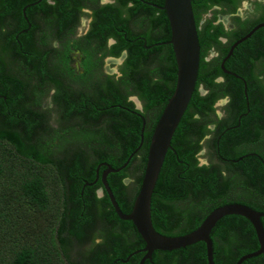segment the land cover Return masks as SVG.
Returning a JSON list of instances; mask_svg holds the SVG:
<instances>
[{"label":"trees","instance_id":"trees-1","mask_svg":"<svg viewBox=\"0 0 264 264\" xmlns=\"http://www.w3.org/2000/svg\"><path fill=\"white\" fill-rule=\"evenodd\" d=\"M34 1L37 0H0V84H2L0 95L5 96V100L0 97V113L3 112L5 117L4 125L2 124L0 127L2 129L0 130V264L111 263L110 254L100 248L96 250L97 252L93 256L86 257L82 263L75 259L74 256L77 257L81 251L79 247L83 246L82 240L84 238L82 239L80 234H66L67 222L70 219L73 220L75 215L69 212L65 202H61V196H63V200L66 196L61 193L63 188L69 185L67 184V179H69L75 182L71 190L73 195L75 193L78 195L80 188L93 180L98 162L105 161L112 168L117 169L129 159L127 166L114 174L116 179H112V177L109 179V184L114 197L122 201L120 202L121 205L124 204L125 207L123 208H130V205L122 200L120 195L130 188L136 191L140 186L148 145L143 143L138 150L137 148L140 144L142 128L144 139L148 131H145L146 126L144 129V119L132 113L136 111L128 97L129 95H136L146 106L144 112L157 110L156 118H159L167 100L172 95L176 81V67L172 51L165 44L169 39V30L167 29V36L160 32L163 27L167 28V23L162 12L140 0H117V11L115 12L117 27L127 28L128 32L129 21L132 24L140 22L141 26L139 24V27L144 26L145 29L142 28L145 32L149 33L148 31L155 29L154 32H159L162 35H157L155 39H152L151 44L165 43L151 46L150 50H147L146 46L144 48L141 42L136 47H132L127 44V39L131 38L127 35V39L122 36L120 38L125 43L121 41L107 49L104 42L106 40L105 35H101L100 30H97L96 33L100 37L96 36L99 42L98 51L102 56L98 60L86 56V49L92 42V36L80 40L79 42L84 43L85 47L83 51L85 58L80 64L81 75L75 74L76 72L74 73L71 68L69 69L70 60L67 58L62 63L56 59L53 67L50 66L45 53L38 57L36 55V61L31 65L26 62L19 63L14 67V48L8 44L14 40V34L22 27V24L18 26V29L16 27L22 19V8L25 4ZM144 1L157 6L163 5V0ZM237 2V0H191L200 55L197 82L192 94L193 111L185 119L188 123L195 111L206 113L216 99L231 92V89L227 88V84L214 82L216 77L224 76L227 83H233V78H228L220 70L218 60L214 59L210 63L204 60L209 47L219 44V36H228V34L223 30L221 24L219 26L212 24L215 17L207 19L200 28L198 25L201 16L211 6L229 7V12H232L231 9L234 10L237 7ZM129 3L133 4L131 8L127 6ZM57 4L61 6V3ZM57 4L53 8L58 9ZM35 10L45 13L47 7L44 1L28 8L27 14L29 15ZM143 12H146L145 17H142ZM124 13L125 17L123 16ZM235 21L238 22V20ZM13 22L16 28H14ZM31 36L32 32L29 31L28 34L21 37L30 38ZM6 37L10 39L7 42L2 40ZM243 47L241 50L248 49L251 53L246 58L240 53L237 55V60L242 56L241 71L244 74L248 72L252 74L257 68L255 66L256 60L261 61L258 70H260L262 78L258 81L264 85V27L247 39ZM124 50L127 51V58L120 67L122 77L114 82L108 76L101 75L102 59L106 56L118 57ZM56 53H54L55 58ZM9 60L11 61L8 62ZM6 65L11 68V72L7 71L8 75L2 80V75L6 73ZM150 67L157 74L155 79H152L148 73ZM21 70H24V74L16 73V71L21 72ZM93 72L95 75H92ZM73 74L75 76H72ZM247 77H245L246 80H248ZM254 79L252 76V80ZM200 83L209 89V93L204 97H199L197 93V86ZM233 85L234 97H232L235 100L241 99L242 87L237 84ZM52 88L56 89L53 96L55 107L62 109L63 112L66 111L63 119L56 121L57 129L49 125L47 115L51 110L47 111V109L42 108V103ZM251 88H253L252 85ZM33 92L36 93L35 104L28 106L27 116L22 122L23 124L16 125L13 119L5 115L6 109L10 108V103L16 102L20 106V102L28 99L30 93L32 96ZM76 96L84 97L89 104L87 101L77 100ZM89 106L102 109L100 114L105 119L102 118L101 123H96L94 126L79 124L77 133L70 132L65 143L57 150L61 153L52 154L49 152V139L55 136L57 132H69L72 127H76V120H80L82 116L76 117L75 115L73 118L70 116L76 112L78 107ZM55 112L58 113L59 110ZM79 112L80 110H77V113ZM84 115L83 117L86 118ZM198 134L199 136L206 134L205 127L201 128ZM229 146L233 145L229 144ZM72 148L75 150L73 151ZM184 148V146L177 147L175 155L166 156L162 172L156 183V191L158 192L156 198L163 200V206L170 207V210L173 209V205H170L173 204V201L182 203L183 199L192 196L191 198L199 199L202 209L210 211L224 204L220 198L225 197L228 193L230 196H234L250 187V183L256 182L257 170L250 167L249 171H244L247 177L245 180L247 186L240 183L242 182L241 178H238L239 182L237 179L231 181L232 178H230L226 188H222L220 191L212 190L213 184L218 180V174L214 173L216 171L211 172L210 168L206 166H197V161L191 156L192 152H189L191 154L189 156ZM224 150L225 147L220 149L221 154L230 158H237L239 155ZM71 157L72 159H70ZM252 160L253 158L249 157L245 163L250 164ZM245 163H240L238 167H244ZM255 167L259 168L261 172L264 164L260 163ZM189 176L191 178L186 180ZM126 177L131 180V183L123 184L122 180ZM201 186L206 190L203 193H198L196 188ZM232 186L236 188L231 190ZM130 197L134 200L135 194ZM259 210L264 212V206L260 207ZM59 212H61L60 215ZM201 220L198 217V220L187 222H194V226L197 227ZM125 224L127 227L122 231L132 230L131 234H125L119 240L124 239L126 241L128 239L126 235L133 236L130 247L131 250H135L144 242L138 234H135L132 223ZM191 230L193 231V229ZM56 231L58 234L55 233ZM165 231H169V229L167 228ZM187 231L190 230L185 232ZM97 234L98 232L86 234L90 235V238L85 241L84 245L86 242H93ZM165 235L171 236V234ZM210 237L215 250H219V253L226 251L230 254L229 264L237 262L238 256L235 250L237 246L241 245L242 240L246 244L245 247L249 248L255 246L253 243L257 241L251 224L244 218L234 215L219 220ZM189 247L202 249L204 244L198 242ZM241 253H244V250H241ZM136 258H133V262L128 264L136 262ZM201 263L198 260H193L188 264Z\"/></svg>","mask_w":264,"mask_h":264},{"label":"flooded vegetation","instance_id":"flooded-vegetation-1","mask_svg":"<svg viewBox=\"0 0 264 264\" xmlns=\"http://www.w3.org/2000/svg\"><path fill=\"white\" fill-rule=\"evenodd\" d=\"M43 1L45 3V6L47 7V11L45 13H40L35 10L29 13V15L27 14L28 8L40 4ZM140 1L145 3L144 0ZM237 1V7L234 10L231 9L232 12H229V7H221L220 5L211 6L208 11L201 16L202 18L199 22L198 28H200L207 19H212L213 17H215V20L212 24L214 26H219L221 24L223 30L228 34V36H219V44L209 47V49L206 51L204 60L208 63L212 62L214 59L218 60V65L221 70V64L223 63L224 59H226L223 63V67L227 73L223 70L221 71L228 78H233V83H227V79H225L224 76L216 77L214 79V82L224 83L225 85L227 84V88L231 89L230 93H233V84H237L239 87L241 86L242 98L235 100L233 98L234 93L233 95H230L229 93L222 98H218L209 106V110L206 113L195 111L192 114L191 119H189L190 122L188 123L187 120H185L186 116L193 111L191 96L187 109L184 112L172 136L170 149H168L166 156L171 154L175 155L177 147L184 146V149L187 150L189 156L192 154L191 156L194 157V159L197 161V166H206L210 168L211 172L216 171L214 173L218 174V180L212 186V190L215 191H220L222 188H226L227 184L231 180L230 178H232L231 181L235 179H237L238 181V178H241L242 182L240 183L244 186H247L245 183L247 177L244 174V171H249L250 167L255 168L258 174L255 183H250V187L245 188L244 191L236 193V195L234 196H230V193H228L225 197L220 198V200L224 203L222 204V206L228 204H240L247 206L254 211L264 213L259 210L260 207L264 206V167L263 171L261 172L259 168L257 169L255 167L260 163L264 164V85L259 83L262 75H260V70H258L261 65V61L256 60L255 66L257 68L256 71L252 72L253 75L249 72L244 74L240 69V67L242 66V56L239 57L238 60L236 59V57L240 53L243 55V57L246 58L249 56V53H251V51L248 49L241 50V48H244L243 44L247 39L234 46V44H236L239 40L246 36L254 27L260 24H264V0ZM57 3H61V6ZM116 3L117 0H37L25 4L23 7H26L25 12L23 13L22 8V19L16 25L17 29L20 24H22V27L18 29L14 34V40H11V43L8 44L11 48H14V67L19 63L22 64L26 62H29V64L31 65V63L33 64V62L36 61V55L38 57L43 53L47 54V62H50V66L52 67L53 63H56L57 60L62 63L65 58H67L66 55H69L71 63L74 62L75 56L82 58L83 61L85 58V54H83L85 47L83 45L84 43H81L79 41H82L83 38H86L88 36H92V39L88 38L91 39L92 42H90L89 47L86 49V56L94 60H98L102 55L98 51L99 42L97 41L96 37L98 35L96 33L97 30H100L99 33L101 35H105L106 40L104 42L107 49H110L121 41L125 43L120 38L122 36L124 39H127V35L131 37L127 39V44L132 47H136L141 42V45H143L144 48L146 46L148 48L147 50H150L151 46H157L160 44L162 45L163 43H165L156 42L151 44L152 39H155L157 35H162H160L159 32H154L155 29L152 31H148V35L147 31L145 32L144 30V26H142L144 29L142 27H139L140 22H137L138 24H132L129 21L128 32L127 28L123 29L120 28V26L117 27L118 25L115 21V12L117 11ZM56 4L58 5V9L53 8V6H55ZM132 5V3H129L127 6L128 8H131ZM158 11L164 14L167 23V28L163 27L160 32L167 36L168 29L169 39L167 41H169L170 28L167 17L164 11L160 9H158ZM123 16L125 17V13L123 14ZM145 16L146 12H143L142 17ZM235 20H238V22H236ZM13 25L14 28H16L14 22ZM94 25H96L97 27L95 28ZM136 27L137 30L135 29ZM262 28L263 27L255 31L253 34L258 32ZM29 31L32 32V36L30 38L21 37L28 34ZM8 38L9 37H6L2 40H6L7 42L8 40H10ZM98 38H100L99 35ZM167 41L165 44L169 46L172 51V47L171 45L167 44ZM55 52H57L56 58L54 56ZM126 58V50L122 51V53L118 57H104L102 59V66L100 70L101 75L108 76L110 79H113L114 82L118 81L122 77V71L120 67L123 65ZM10 61L11 60H9L8 62ZM82 61L78 62V68H76V70L72 68L73 71L76 72V74H82L80 68V64ZM8 62L7 65H9ZM116 62H120V64L117 69H114V63ZM174 64L176 67L175 59ZM7 65L6 73L2 75V80L5 79V77L8 75L7 71L9 73L11 72V68H9ZM16 73H21L22 75L24 74V70H21V72L16 71ZM148 73H150V77L152 79L156 78L157 74L152 67L148 69ZM232 74H235L236 76H233ZM249 75L250 77H247ZM252 76H254V80H252ZM245 77H247L250 82L246 80ZM251 85L253 86V88H251ZM1 87L2 84H0V88ZM55 90L56 89L52 88L49 91V94L42 103V108L47 109V111L51 110L47 115L49 119V125L51 127H54V129H57L58 124L56 123V121L63 119V115L66 111L63 112L62 109H58L55 107L53 100L54 93L56 92ZM197 93L199 97H204L209 93V89L202 83H200L197 86ZM0 97L5 100V96L0 95ZM76 97L77 100H82L83 102L87 101L82 96ZM35 98L36 93L33 92L32 96L30 93V97L28 99H25V101H23L22 103L20 102V106H18L16 102L14 104L8 103L11 106L10 108L6 109L5 115H8L11 119H13L16 125H22V122L26 119L27 116L26 112L28 106L30 107L35 104ZM128 99L132 102L134 106L133 109L136 112H132L131 109H128L127 107L126 109L144 119V129L146 126L147 129L145 131H148V134H146L145 139L143 138V143H147L146 145L149 146L153 130L162 113L160 114L159 118H156L158 111L154 110L144 112L146 106L142 101L139 100L136 95H129ZM136 102L138 103V105L136 104ZM91 103L94 104L93 102ZM56 110H59V112L56 113ZM77 110H80V112L77 113ZM101 112L102 109L94 106L80 108L78 107V109H76V112L72 113V116L70 117L73 118V116L75 115L76 117H82H80V120H76V127H72V130H70V132L72 133L76 131L77 133L79 124L94 126L96 125V123H101V119L104 118L100 114ZM83 115L86 118H84ZM1 116L3 117V119ZM54 116L56 117L54 118ZM4 120V114L3 112H1L0 127L2 126V124L4 125ZM51 120H53L52 125L50 123ZM204 127L206 130V134L199 136L198 133H200L201 128ZM229 144L233 146H229ZM223 147H225L224 151H230L236 154L238 153L239 155L237 154V158H230L227 155H223L220 152V149ZM74 150L75 149H73V151ZM190 151L192 152L191 154L189 153ZM49 152L52 153L54 151L49 150ZM57 153L61 152L56 151L52 154ZM72 157L70 159H72ZM249 157L253 158V160L250 162V164L245 163V161H247V158ZM201 158L205 161V163L200 162ZM240 163H245V166L242 164L244 167H238ZM106 166L111 167V165H109V163L105 161L98 162L97 166L95 167V175L93 180L90 183L84 184L80 188L78 195H76V193L73 195V192L71 191L73 183L75 182L73 180L67 179V184L69 185H66V187L63 188L64 190L61 194H65L66 196H64L65 198L63 200V196L60 195L61 202H65L67 204L66 207H68L69 212L73 213L75 217H73V220L70 219L67 222L66 234H80V237L82 239L84 238L82 240V243H85V241L90 238V235L86 234H95L96 232H98L96 237H94L95 240L93 242H88L87 247L84 246V243L82 247H79L80 249L86 247V249H81L79 255H77V257L74 256L75 259L78 260V262H84L83 260L86 257L93 256L94 253L97 252L96 250L100 248L106 250L110 254L112 261L111 263L100 262L98 264H128L132 263V259L136 257L137 261L133 264H139L145 256V253L141 251L145 247V244L143 243L135 250H131L130 244L132 243L133 236L126 235L128 237L126 241L124 239L119 240L121 236H124L125 234H131L132 230L127 232L122 231V229H125V227H127L125 223H129V221L121 220L118 217L101 183V175L102 172L106 169ZM97 169L98 176L96 173ZM114 174L115 173H111L106 177L109 188L111 187L109 184V179H111V177L112 179H116V176ZM190 178L191 176H189L187 179H184L188 180ZM127 180V177L124 178L122 180L123 184H127ZM92 186H94V188H92ZM139 187L136 191L130 188L126 192L123 191L121 195L119 194L120 196H122L121 199L130 205V208H123L125 207L124 204H120V202L122 201L114 197L122 213H130L133 205V199H131L130 196L135 194L136 197L139 191ZM91 188L92 190H89ZM233 188L236 187L232 186L230 189L233 190ZM196 190H198V193H203L206 188L204 189L201 186L199 188H196ZM157 194L158 192L156 191L155 186L151 197V213L153 212L151 214V221L155 231L164 236H169L165 234H171V236H174L175 234H188L192 232L191 229H196V227L194 226V222L188 223L187 221H194L196 219L198 220V217H200V219H202V222L203 219L213 210L212 209L209 211L207 209H202V205L199 199L191 198L192 196L188 199H183L182 203L173 201V204H170L173 205V209L170 210V207L163 206V200H159L156 198ZM61 212H59V215ZM261 222L264 228V218L261 219ZM74 228L75 231H73ZM167 228L169 229V231H165V229ZM188 229L190 231L185 232ZM134 231L136 232H134L135 234H138L136 229H134ZM55 233L58 234V231H56ZM243 241L244 240H242V242L240 243L241 245L239 244V247L241 248H245L246 246ZM253 244H255V246L251 248L248 247V249L244 251V253H241V250L243 249L240 248L239 250V247H236L235 251L237 252L238 260L242 256L254 253L259 249L257 241ZM230 259L231 256L228 252L222 251L221 253H219V250H215L213 248L214 264H229L228 261ZM193 260H198L202 263L204 262V264H208L206 259L205 245L202 249L188 246L183 249H178L170 252L153 251L149 259H144L143 264H188ZM94 264L96 263L94 262ZM242 264H264V256L259 255L257 257L248 259Z\"/></svg>","mask_w":264,"mask_h":264},{"label":"water","instance_id":"water-1","mask_svg":"<svg viewBox=\"0 0 264 264\" xmlns=\"http://www.w3.org/2000/svg\"><path fill=\"white\" fill-rule=\"evenodd\" d=\"M146 4L164 11L167 17L170 28V40L167 44L171 45L174 54L176 81L173 93L167 100L153 130L147 149L146 162L139 191L133 201L129 214H124L119 209L106 181V177L109 174L118 173L121 169L125 168L129 159L120 168L115 169L106 166V169L102 172L101 183L111 205L121 220L132 223L138 235L143 240L145 247L141 251L145 253L144 259H149L153 251L170 252L183 249L198 242H203L206 248L207 263L214 264L213 243L210 237L211 232L219 220L232 215L240 216L251 224L259 246L256 252L242 256L236 264H242L248 259L259 255L264 256V228L261 222V219L264 218V213L254 211L244 205L228 204L213 209L196 229L185 235L164 236L156 232L153 228L151 221V197L163 168L167 151L170 149L172 136L195 90L199 69L200 45L191 0H163V5L160 7L154 4ZM25 9L26 7L23 8V13ZM261 27H264V24L254 27L246 36L234 44V46L250 38ZM223 63L221 64V70L226 72ZM232 75L236 76L235 74ZM140 137L141 140L137 150L143 142V128ZM96 173L98 176V169ZM144 259L139 264H143Z\"/></svg>","mask_w":264,"mask_h":264},{"label":"rangeland","instance_id":"rangeland-1","mask_svg":"<svg viewBox=\"0 0 264 264\" xmlns=\"http://www.w3.org/2000/svg\"><path fill=\"white\" fill-rule=\"evenodd\" d=\"M136 30H137V27L135 28ZM148 35H149V33H148ZM67 56V59H69L70 60V57H69V55H66ZM79 61H82V58H79L78 56H75V59H74V62L73 63H71V60H70V63H69V69L71 68H73V69H75L76 70V68H78V62ZM119 64H120V62H116V63H114V65H115V67H114V69H117V67L119 66ZM72 69V70H73ZM74 73H75V71H73ZM76 74V73H75ZM92 75H95V73L93 72L92 73ZM72 76H75L74 74L72 75ZM48 104V103H47ZM136 104L138 105V103L136 102ZM56 116H54V118H55ZM103 119H105V117L103 118ZM50 123H51V125L53 124V120H51L50 121ZM76 132V131H75ZM69 135H70V131L68 132V131H66V132H57L56 134H55V136H53L52 138H50L49 139V144H48V148L51 150V151H54V152H56L57 150H59V148L65 143V141L67 140V138L69 137ZM54 152H52V153H54ZM201 154H203V153H201ZM200 162H202V163H205V161L204 160H202V158H201V160H200ZM131 183V180L130 179H128L127 181H126V183L128 184V183ZM84 246H88V242H86V244L84 245ZM86 247H84V248H81V249H86ZM246 249H248V247H245L243 250L244 251H246Z\"/></svg>","mask_w":264,"mask_h":264},{"label":"clouds","instance_id":"clouds-1","mask_svg":"<svg viewBox=\"0 0 264 264\" xmlns=\"http://www.w3.org/2000/svg\"><path fill=\"white\" fill-rule=\"evenodd\" d=\"M142 144H143V142H142ZM142 146V145H141Z\"/></svg>","mask_w":264,"mask_h":264}]
</instances>
